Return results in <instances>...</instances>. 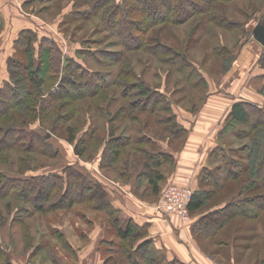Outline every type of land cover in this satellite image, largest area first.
Instances as JSON below:
<instances>
[{
    "label": "rangeland",
    "instance_id": "rangeland-1",
    "mask_svg": "<svg viewBox=\"0 0 264 264\" xmlns=\"http://www.w3.org/2000/svg\"><path fill=\"white\" fill-rule=\"evenodd\" d=\"M0 1V264H131L120 251L125 243L116 226H126L128 222L144 228L135 229L139 235L136 243L149 241L144 249L134 252V259L141 264L146 263L142 256L147 253L158 259L157 264H264V198L260 199L264 180L262 186L246 188L238 196L239 186L250 181L249 176L253 178L251 171H244L238 179H228V171L222 169L227 161L222 158H209V168L220 174L225 186L204 208L190 211L185 222L159 213L130 216L123 209L117 208L115 213L113 206L99 205L107 198L111 201L110 194L116 187L124 196L120 204H126L127 199L132 208L154 210L170 183L167 177L176 159L175 163L167 161L159 167L166 176L159 181V190H155L145 173L149 169L144 150L156 144V149L173 154L185 145L198 115L222 116L209 106L231 105L238 95L239 101L253 102L264 110V67L262 75L256 71L241 73V69H231L237 64V57L230 62L227 55L221 56L215 50L217 45H226L237 56L239 49L248 43L246 63L252 65L261 56L264 45L254 37L253 30L264 21V0L220 2L221 9L217 10L239 21L241 26L229 30L211 25L210 34L206 33L200 15L181 23L153 24L152 21L161 20L159 16L167 17L165 3L141 0L139 4V0L138 3L129 0V6L139 4L138 13L131 16L136 24L131 21L128 33L119 35L104 15L109 16L115 4L125 6V0H102V6L106 7L98 13L94 8L100 0ZM150 10L156 13L152 17ZM148 23L152 25L145 27ZM122 26L125 29L126 24ZM29 38L33 41L30 48L23 44ZM48 39L55 41L53 49ZM40 46H44V54L37 59ZM257 48H261L260 52ZM176 50L185 52L186 59ZM39 61L41 69L34 74L31 70L38 67ZM226 64L229 67L224 71ZM79 69L86 76L82 78ZM89 74L100 84V74H106L111 83L93 93L87 92L93 90V84L77 90L72 86L71 79L83 83ZM32 75L38 80L44 77V82L37 84L31 80ZM19 78L21 82L14 81ZM114 78L125 84H113ZM141 80L152 91H159L160 104L166 99L163 103L168 105L166 111L138 110L148 102V98L137 93ZM229 107L225 109L222 125ZM185 113L192 119L189 128L174 133L173 122H179ZM249 124L238 123L230 135L221 136L219 141L220 127L216 126L206 140L207 149L218 141L233 160L231 166L238 170L235 160L243 166L251 164L248 149L252 133L260 135L264 129L254 131ZM138 135L143 140H135ZM196 135L191 134L192 142L197 140ZM112 137L123 142L119 158H110L106 153ZM149 137L154 141L148 143ZM200 170L197 178L200 187L195 188L212 189L213 180L203 179L207 170ZM57 175L59 178L64 175L65 186L71 180L69 191L64 193L62 181L57 183L54 179ZM28 179L35 183L29 185ZM45 182L43 200L39 198V190ZM25 187L28 194H35L22 197ZM128 194H132V199ZM239 198H249L244 206L254 217L235 215L217 227L219 232L213 233L217 218L221 217L217 211L226 201ZM51 204L55 205L53 209H49ZM116 217L120 220L118 224ZM151 217L159 219L158 229L147 221ZM203 223L211 225L201 229Z\"/></svg>",
    "mask_w": 264,
    "mask_h": 264
},
{
    "label": "trees",
    "instance_id": "trees-1",
    "mask_svg": "<svg viewBox=\"0 0 264 264\" xmlns=\"http://www.w3.org/2000/svg\"><path fill=\"white\" fill-rule=\"evenodd\" d=\"M135 1H137V3H138V0H135ZM140 1L141 0H139V4H140ZM162 1L165 3V5L167 7L168 15H167V17L159 16L161 18V20H158V21L154 20V21H152V22H154L153 24L158 23L159 21H162V22L169 21V22H174V23H181L188 18L200 15V16H202L203 21H205V23H203L202 25H204V24L206 25L205 30H206V33H208V34H210V32L212 31L211 25H216V26L223 27V28L229 29V30H234V29L236 30V28L241 26V23L239 21H236L233 19L231 20V19H229L228 16L219 12L221 9V3L220 2L230 1V0H162ZM102 2L103 1L100 0L99 4L97 3L96 8H94L95 13L101 12V9L103 7H106V4L104 6H102ZM139 4L138 5L137 4L136 5L131 4L129 6V0H125V6L124 5L121 6L120 4H115V8L111 9L112 12L109 13L110 15L109 16L104 15V18H106L107 22H110L111 29L113 28L114 31L118 35L120 33L123 34V32L127 34L128 30H130L131 21H132V23H134L133 25L136 24L135 22H133V19L131 18V16L138 13ZM185 5L188 6L187 9H185V7H186ZM217 8H220V9L217 10ZM117 12L120 13L119 16L115 15V14H118ZM255 12H256V8L253 10V13H255ZM153 13H155V11H153ZM153 13L150 10V17H152L154 15ZM146 15H148V13H146ZM252 16H254V14L251 15L250 17H252ZM260 23L264 24V21H261ZM122 24L123 25L126 24L125 29H123ZM146 25L149 26L152 24L151 23L145 24V27H146ZM127 26H128V29L126 28ZM145 27H143V28H145ZM26 41L27 40H25L23 42V44L26 47L30 48L31 44L33 47V43H32L33 41L31 38H29L27 41L28 45H26L27 43L25 44ZM48 42H49V45L51 46V49H53L55 47V44H56L55 41L48 39ZM123 43H127V40L126 41L124 40ZM157 46H160V45L158 44ZM157 46H154V47H157ZM43 47L44 46L39 47L40 51H39V55H38L37 59H39L43 56V54H44L43 53L44 50L42 51ZM149 48L150 47H148V49ZM35 50L36 49L34 47L33 54H34ZM47 50H50V49L47 48ZM215 50L221 56L225 57L227 55V57L230 59L229 60L230 62H232L233 59L236 57V55H234V53H233V49L229 48L226 45H220V46L217 45L215 47ZM176 51H178V50H176ZM41 52H42V55H41ZM184 54H185V52H181V51L178 53V55H181L182 59L184 58V60H185L186 57ZM34 60H36V59H34ZM39 63H41V62L39 61L36 65H38ZM260 63L262 64V67H264V51L261 54ZM29 65H31V63ZM40 65L41 64H39L36 69H32L31 70L32 73L35 74V72L38 68L41 69ZM229 65H230V63H229ZM229 65L228 64L223 65V70L224 71L228 70ZM76 68H78V67L76 66ZM39 69L37 71H39ZM128 70H129V68H128ZM79 71L81 73L82 78H83V76H86V74L83 73V71H81L80 69H79ZM129 71H131V70H129ZM40 72H42V71H40ZM41 75H43V74H41ZM135 77H137V76H135ZM94 79H95V76L94 75L91 76V74H89V76H87V79L85 80V82L83 81V83H79L78 80H74V79H71L70 82H73L72 86L74 88H76V90L78 87H84V85H85V87L88 86L89 84L95 85L93 90H91V89H90L91 91L87 90L88 93L96 92L100 88H103L102 87L103 85L111 83V81L109 80V76L106 74H100L99 79H100L101 84L99 83V81H95ZM16 80L21 82L20 78L15 79L14 81L16 82ZM31 80H33L36 83L37 82L43 83L44 77L43 78L41 77V80H38L37 78H35L34 75H32ZM112 83L113 84H123V85L125 84V82H122V81L118 82L117 78H114ZM59 86H60V84H59ZM137 87H138L137 93H140L145 98H148L147 99L148 102L147 103L144 102L142 104V106L139 107L138 110L146 111L147 109H149V110L154 109V111H157V110L166 111L168 105L165 106V104H163L166 102V101H164L166 99H163V102L160 104V99H162V97H159V96H161L159 91H157V90L152 91L151 88L145 83L144 80L139 81V83H137ZM56 92H58V89L56 90ZM125 92H126V90H125ZM39 95H41V93H39ZM39 95L37 94V97ZM70 95L75 96L77 94H70ZM79 95L80 94H78V96ZM153 98H156V99L152 100ZM253 104H254L253 102L239 101V100L236 101L235 103H233V105L231 106V109H230V113L228 114V116L226 118L225 126L221 131L222 137L230 135L231 130L234 129L235 128L234 126H236L238 123L244 124V123L249 122L250 123L249 128L254 130V131L264 129V119L261 118V116H264V114H263L264 110H262L263 108L259 107L258 105H256V104L253 105ZM43 109L46 110V107H43ZM258 111H259V113H258ZM42 115L44 117V114H42ZM43 117H41L42 121H43ZM14 126H16V125H14ZM17 126H23V125H17ZM172 128H173L172 131L174 133H176L177 131H179L181 129H186L180 122H177L176 120H175V122H173ZM20 132H22V131L20 130ZM232 133H236V130L232 131ZM237 134L240 135L239 132H237ZM20 136L23 137L24 134H20ZM251 137H252V144L249 146V149H248V158H249L248 161L250 160L251 164L248 162L246 165L243 166V163L239 162V160L238 161L235 160L234 164H237L236 167L238 168V170L235 167L231 166L233 163V160H230V158L228 157V155L226 153V148L224 147L223 144L219 143L218 146L213 150V154H215L216 158H220V159L222 158V159H224L225 162L227 161V166L224 163L226 167L224 166V167H222V169L225 168L228 171V173H227L228 179H234V180L238 179L243 174L244 171L245 172L251 171L250 172L252 174L251 177H253V178L251 179L249 176L250 181H247V182L245 181L241 184V186H239L238 196L243 194L244 189H246V188L249 190V189H254V188H257L259 186H262L261 181L264 180V130H263V133H261L260 135H258L257 133H255V134L252 133ZM150 138L151 137L148 138L149 140L147 139L149 141V142L147 141L148 143L152 142V140H153L152 138L151 139ZM135 140H143V138L142 137L139 138V135H138V137H136ZM15 143L20 144V142L16 141V140H15ZM122 143L123 142L120 141L118 137L116 139H115V137H112V139L109 141V147L106 150V153L108 154V156L110 158H113V157L119 158V156L121 155V152H122ZM153 146H154V148L151 147L150 149L148 148V149L144 150V153L147 156V160L145 161V165L147 166V169H149L145 173L147 174V176H149L148 180H149V184L152 186V188H154L155 190H159V187H160L159 181L163 180L166 176V174L163 171L159 170V167L164 162H167V161L168 162L171 161V163H175L176 158H175L174 154L163 151L162 148L157 147L158 149H156L155 148L156 144H154ZM222 166H223V164H222ZM229 166H231V167H229ZM205 170H207V171L204 173L203 179L213 180L212 181L213 182L212 183L213 188L212 189L211 188L210 189L209 188H203V189L194 190V194H193L191 202H190V211H192V212L204 208L205 205L210 200L214 199L215 195L217 196V194H218L217 192L220 191L225 186V184L222 183V179L220 180V178H221L220 174L218 175L216 173V170H210V169H205ZM72 173H75V171ZM59 177H61V176L57 175V177L54 178L55 181H57V183H59L60 180L62 181L63 190L65 188L64 193L66 191H69V189L71 188V185H70L71 180L69 182V179L67 178L68 182H67V185L65 186L64 175H63L64 179L59 178ZM47 179L48 178H44V181H46ZM3 183L4 182H2V184ZM33 183H35L33 181V179H28L29 185L33 184ZM46 186H47V183L45 182L44 186L42 185V188H40L41 190H39V192H41V193H39V198H42L43 200H44L43 197H46V193H43L45 191V190H43V188ZM28 192H29L28 187H25L24 193H22V197H26L28 195L33 196L35 194V193L28 194ZM30 192H32V191L30 190ZM19 195H20V193H19ZM47 197H49V195ZM262 197L264 198V194H260V199ZM253 198H255V197H253ZM107 199H105L102 203L100 202L99 205L101 207H102L103 203L106 204L107 206L111 205V206H113L112 211L116 213V211H115L116 209L114 208V205L111 203V201L109 199H108L109 201ZM239 199H241V200H239ZM239 199H236V200L232 199L228 202L226 201L225 205L220 210L217 211V212L221 213V217L217 218V226H216V229H214L213 233L219 232L217 227L218 226L222 227L223 223L226 220L232 219L235 215L248 214V215H253V217H254V213L249 214V212H247L248 210L245 207H248V206H244L245 204L247 205L249 203L248 202L249 198L245 199V200H247L246 203H242L245 201L244 198H239ZM54 206L55 205L51 204L49 209H53ZM39 208H42V206L40 205ZM115 221L116 222L118 221L117 224L120 222L119 218H117V217L115 218ZM208 224L209 223H203L200 225V228L201 229L206 228L208 226ZM209 225H211V224H209ZM116 226H117L118 235L124 241L123 243H125L124 246L121 247L120 251H122V253L126 255L127 260L131 264H141V263L137 262V260L134 259V252L137 253L141 249H144V247L149 245V241L144 240L143 242H140L141 241L140 240L139 242L136 243V237H138L139 235L137 234V232H136L137 230H135V229H139V228L144 229V228L142 226L140 227L139 225L132 224L131 222H128L126 226H121V224H118ZM121 243L122 242H120V244ZM1 253H2V249H1V245H0V254ZM142 257H144V259L146 260L145 264H157V262H158V259L155 258V256L151 255L150 253L144 254V256H142ZM53 258L56 259L55 257H53Z\"/></svg>",
    "mask_w": 264,
    "mask_h": 264
},
{
    "label": "crops",
    "instance_id": "crops-1",
    "mask_svg": "<svg viewBox=\"0 0 264 264\" xmlns=\"http://www.w3.org/2000/svg\"><path fill=\"white\" fill-rule=\"evenodd\" d=\"M2 2V1H0ZM2 6V4H1ZM0 6V7H1ZM1 12V11H0ZM2 13V12H1ZM249 45L250 47V44H246V47H244V45L242 46V48L239 49L238 53H237V64H233V66L231 67V69L233 70H240L241 69V73H245L246 71H250V72H258V74L262 75V71L263 68L261 66V64L259 63V60H260V57L259 56L258 58H256L254 60V62L252 63H249L247 64L246 62L249 60L248 59V53L250 51H247L245 52V49L249 48L247 47ZM260 49L261 48H257L256 51L257 52H260ZM247 53V54H245ZM261 53H262V50H261ZM247 55V57L245 56ZM239 63H241V66H243L242 68H240V65ZM247 65H251V68H249V66ZM228 75H229V72H228ZM246 88V87H245ZM248 92V91H246ZM243 94H241L242 96ZM225 97V96H223ZM238 100H241V98H239V95L237 96V98H235V100H233V103H235L236 101ZM233 103L231 105H222L219 104V105H216V108H213L212 106H209V108L215 110L216 112L215 113H222V116L220 114H211L209 118H202V114L201 113V116L199 117V115L195 118V121H196V126L194 127V129L191 131L192 133L195 132V135H196V139L197 140H194L195 142H192V139L191 138V134L192 133H189V136L187 137V140H186V143L185 145L181 148V149H178L176 151L173 152L175 158H176V163L174 165V169L170 172V175H168L167 179L169 182H179V183H186V184H190L192 185L194 188L196 186V188L200 187L197 181V178H199V170H205V169H210V164H209V158H213V159H216L215 157V154H213V150L215 149V147L218 146V141H219V138H221L222 136V129L224 128L225 124L222 125V121H223V116L225 115V112L229 106V108L231 109V106L233 105ZM190 114H192L190 111H189ZM200 113V112H199ZM230 113V110L229 112L227 113V116L228 114ZM188 113H185V115L182 117V119L179 120V122L185 127V128H189V123H190V120L191 117L189 116L188 117ZM227 118V117H226ZM222 120V121H221ZM226 121V119L224 120V122ZM222 125V126H221ZM216 126H219L220 127V130L217 134V142L216 144H213L214 146H212L209 150V148L207 149V146H206V140H208V137L209 135L212 133V130H214L216 128ZM189 150V151H188ZM197 164H199V166H197ZM201 164V165H200ZM200 170V172H201ZM211 170V169H210ZM195 188V189H196ZM134 192V186H133V190H132V193ZM110 199L111 201L114 203V206L117 210L118 209H123L124 212L126 214H130V216H158V212L157 210L154 208H151L150 207V213L148 212L149 210L147 209L145 212L143 211V207H135V208H132L130 207L129 204H131L130 202L127 201L126 199V204H120L121 203V199L122 197L124 198L123 196V193L115 187L114 191H112V194H110ZM129 195V194H128ZM132 195V194H131ZM129 195V197L131 196ZM136 195V194H135ZM126 198H128L126 195H125ZM133 197V196H132ZM131 198V197H130ZM132 199V198H131ZM127 202L129 203L127 205ZM148 218V222L151 224H153L156 229H158L159 227V219H156V218ZM153 221H152V220ZM172 219H176L177 220V217H173ZM164 222L163 219H160ZM146 221H144L145 223ZM104 234L100 236V238L103 240L104 238Z\"/></svg>",
    "mask_w": 264,
    "mask_h": 264
},
{
    "label": "built area",
    "instance_id": "built-area-1",
    "mask_svg": "<svg viewBox=\"0 0 264 264\" xmlns=\"http://www.w3.org/2000/svg\"><path fill=\"white\" fill-rule=\"evenodd\" d=\"M194 189L190 184L170 182L162 191L155 208L162 216L177 217L181 221L190 218V202Z\"/></svg>",
    "mask_w": 264,
    "mask_h": 264
},
{
    "label": "water",
    "instance_id": "water-1",
    "mask_svg": "<svg viewBox=\"0 0 264 264\" xmlns=\"http://www.w3.org/2000/svg\"><path fill=\"white\" fill-rule=\"evenodd\" d=\"M254 37L264 45V24L259 23L253 30Z\"/></svg>",
    "mask_w": 264,
    "mask_h": 264
}]
</instances>
